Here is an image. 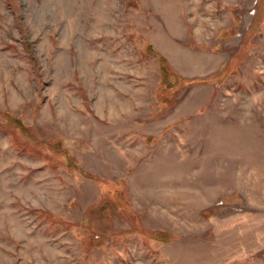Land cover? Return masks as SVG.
Returning <instances> with one entry per match:
<instances>
[{"label":"rangeland","instance_id":"rangeland-1","mask_svg":"<svg viewBox=\"0 0 264 264\" xmlns=\"http://www.w3.org/2000/svg\"><path fill=\"white\" fill-rule=\"evenodd\" d=\"M0 264H264V0H0Z\"/></svg>","mask_w":264,"mask_h":264}]
</instances>
